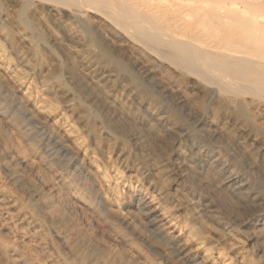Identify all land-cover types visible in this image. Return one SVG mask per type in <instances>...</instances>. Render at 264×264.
<instances>
[{
  "label": "bare ground",
  "instance_id": "bare-ground-1",
  "mask_svg": "<svg viewBox=\"0 0 264 264\" xmlns=\"http://www.w3.org/2000/svg\"><path fill=\"white\" fill-rule=\"evenodd\" d=\"M23 1L24 8L32 7L36 14L40 7H47L45 3H51L48 9L53 15L62 13L65 6L71 9V22L62 25L82 49L66 55L70 68L79 64L78 69L72 70L70 79L85 99L98 108L109 129L121 139H130L139 149L149 147L154 143H150L152 139L162 138V126L176 132L182 129L169 106L157 102L153 93L175 91L183 102L192 106L193 100L186 95L183 85L188 78L200 81L207 94L221 101L222 108L235 112L234 120L241 128L242 120L259 117L264 123V0ZM28 19L22 16L26 25L31 24ZM93 29L105 39L99 52L86 41ZM5 36V44L19 66L34 79L37 77L33 87L47 96H57L59 86L53 77L41 76L36 58L16 48L9 34ZM53 38L60 44L56 36ZM110 48L125 54L137 72L129 71L128 63L121 59L115 65L105 61L104 58H110ZM9 67L0 55V172L6 173L0 174V264H158L138 241L118 228L113 221L116 218L110 220L97 209L84 182L69 174L71 166L84 165V158L48 117L40 113V107L36 109L37 102L20 94L21 85L11 79ZM123 72L129 74L131 84L128 93L119 95L116 91ZM148 78L152 79L150 83L145 81ZM71 93L66 94L71 96ZM133 98L149 108L153 122L143 118L133 106ZM12 106L19 112H14ZM258 110L260 113L254 112ZM83 111L88 112L86 108ZM34 128L55 141L67 159L61 160L60 152L52 147H46L44 154V137ZM87 130L93 138H99L91 127ZM207 138L214 141L216 137L208 130ZM182 147L174 145V162L181 176L191 187L207 192L214 188L212 200L227 207V186L214 176L200 175L193 156ZM218 148L202 142L198 151L212 164L227 165L225 155ZM242 176L239 171L230 170L231 180L240 183L241 188L252 185ZM96 177L92 180L99 196L109 202L110 210L116 215V207ZM140 193L132 195V202L140 207L152 228L161 231L170 243L177 244L158 219L155 207ZM259 194L256 185L248 191L252 199L259 198ZM190 205L193 219L200 222L201 213L192 202ZM206 211L214 217L213 210ZM219 227L222 232L228 230L226 223H220ZM52 235L61 242L65 256L54 248ZM253 238L264 249V231H255ZM184 256L188 257L185 250Z\"/></svg>",
  "mask_w": 264,
  "mask_h": 264
},
{
  "label": "rangeland",
  "instance_id": "rangeland-1",
  "mask_svg": "<svg viewBox=\"0 0 264 264\" xmlns=\"http://www.w3.org/2000/svg\"><path fill=\"white\" fill-rule=\"evenodd\" d=\"M45 4L47 7H40L36 14L32 7L24 8L23 0H0V55L3 61L12 66L9 67V75L21 85L20 94L30 101H36V109L40 107L38 109L40 113L48 117L84 158V165L77 163L76 166H71L69 174L76 175L81 182H84L86 192L94 199L97 209L110 220L116 218L113 221L118 228L138 241L158 264H264V249L260 248L253 238L255 231H264L263 120L259 117L242 120L244 124L241 128L234 120L235 112L228 111L225 106L222 108L221 101L207 94L200 81L188 78L183 85L186 95L193 100L192 106L183 102L178 92L153 93L158 99L157 102L169 106L177 125L182 129L176 132L167 126H162L160 127L162 138L152 139L150 143H154L149 147L139 149L130 139L124 140L114 134L104 123L103 115L98 108L86 100L72 83L70 75L74 68H79V64L77 62L70 68L71 64L66 55L79 51L82 47L65 33L62 25L64 22H71L69 15L71 9L65 6L64 11L57 16L49 12L51 3ZM22 16L29 18L31 24H24ZM7 34L12 37L16 48L29 52L30 56L36 58V68L41 76L53 77L59 86L57 96H47L48 94L34 88L37 77L34 79L22 66H19L14 53L5 44ZM53 35L59 39L60 44L54 42ZM86 41L94 51L99 52L105 39L98 30L93 29ZM108 52L110 58H104L105 61L115 65L118 59H121L128 63L129 71L137 72L136 66L125 54L113 48ZM151 80L148 78L145 81L150 83ZM130 84L129 74L123 72L116 93L119 95L128 93ZM67 91L72 92L71 96L66 94ZM137 101L135 98L132 99L133 106L146 121L153 122L149 108ZM67 105H71V108H67ZM85 108L88 110L87 113L83 111ZM12 110L19 112L16 106H12ZM254 112L260 113L259 110ZM87 127L94 130L95 135L99 137L97 140L88 133ZM34 130L39 136L44 137L42 148L44 154H47L46 147H52L60 152L61 160L67 159V155L60 150L55 141L46 137L39 129L34 128ZM208 130L215 135L214 141L208 140ZM202 142L219 147V151L225 155L227 165L212 164L208 157L200 154L198 149ZM176 144L183 146L182 148L193 156L196 170L200 175L214 176L212 178L227 186L229 193L227 207L212 200V195L215 194L214 188L207 192L191 187L181 176L174 162ZM230 168L239 171L253 186H257L259 198H249L248 191H251L252 185H248L249 189L248 186L243 189L240 183L231 180ZM0 174L6 175L4 170H1ZM243 176V180H246ZM93 177L98 179L104 192H107L108 200H111L116 207L114 210L117 216L110 210L109 202L99 196ZM140 192H143L150 205L155 207L158 219L177 244L170 243L161 231L152 228L140 207L132 202V195ZM190 202L201 213L200 222L193 219ZM209 209L213 210L215 218L210 213H206ZM220 223L228 225L226 232L221 231ZM105 231L108 229L105 228ZM52 236L54 248L65 256L66 252L61 242L54 235ZM184 250L185 253L188 252L187 258L184 256Z\"/></svg>",
  "mask_w": 264,
  "mask_h": 264
}]
</instances>
